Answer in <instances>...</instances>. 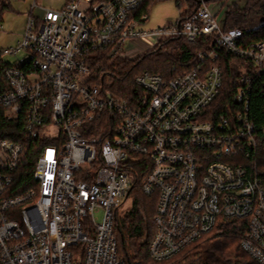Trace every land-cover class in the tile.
<instances>
[{
	"label": "built area",
	"instance_id": "built-area-1",
	"mask_svg": "<svg viewBox=\"0 0 264 264\" xmlns=\"http://www.w3.org/2000/svg\"><path fill=\"white\" fill-rule=\"evenodd\" d=\"M144 1L42 8L15 48H0V107L9 121L24 119L29 139L45 142L36 187L15 196L24 146L0 139V264H125L115 222L141 178L157 201L153 261L169 264L230 223L242 250L264 264V181L255 165L236 160L257 149L249 103L264 80V42L225 30L205 0L194 12L182 7L177 23L146 31L148 15L137 14ZM177 37L212 39L196 68L172 80L138 75L142 94L133 102L113 91L98 54L136 60ZM22 51L14 63L4 59ZM223 52L240 71L226 107Z\"/></svg>",
	"mask_w": 264,
	"mask_h": 264
},
{
	"label": "trees",
	"instance_id": "trees-1",
	"mask_svg": "<svg viewBox=\"0 0 264 264\" xmlns=\"http://www.w3.org/2000/svg\"><path fill=\"white\" fill-rule=\"evenodd\" d=\"M159 0H145L137 14H150V6ZM177 8L189 7L194 12L201 5V0H175ZM207 4L215 0H205ZM10 5L0 6V17ZM180 16V19H183ZM225 30L240 29L250 41L264 42V0H246L243 7H229L224 15ZM211 38H201L190 43L183 37L168 38L139 59L130 60L106 54H98L103 60L105 75L113 77L112 89L119 97L130 102L142 94L135 84V78L144 73L160 75L163 79L172 80L197 67V55L205 50ZM225 70V90L232 104L234 92L238 87V69L234 57L227 52L221 55ZM2 69L0 68V73ZM249 118L255 125L257 149L250 158L240 157L238 162L248 167L256 166L255 173L264 181V80L259 78L251 89ZM0 139L10 140L24 146L22 163L16 173L13 195H22L36 187L34 172L45 142L29 139L25 131L23 118L9 121L0 107ZM145 176V175H144ZM144 178L130 193L132 202L126 211L118 213L115 222V237L118 241V253L125 264H159L152 260L149 248L156 233L155 215L157 201L147 197L141 190ZM237 234V236L235 235ZM208 239V240H206ZM206 240V241H204ZM238 233L230 223H221L214 232L191 248L184 251L182 262L178 264H257L241 248Z\"/></svg>",
	"mask_w": 264,
	"mask_h": 264
},
{
	"label": "rangeland",
	"instance_id": "rangeland-1",
	"mask_svg": "<svg viewBox=\"0 0 264 264\" xmlns=\"http://www.w3.org/2000/svg\"><path fill=\"white\" fill-rule=\"evenodd\" d=\"M68 0H35L36 7H32V0H11V7L6 9L0 20L3 28L0 31V48H15L18 41L22 40L23 34L26 31L29 16H39L43 13V9L59 11L61 10ZM219 4V16L223 15L225 11L231 7H243L246 0H215ZM212 3L210 6H214ZM150 14L148 20L143 25L146 31L164 28L168 25L177 23L180 16V10L177 8L175 0H159L151 4ZM25 55L22 51L18 56H6L4 59L10 63H14L17 59L23 58ZM132 199L125 205V209L130 206ZM97 221L102 222L104 214L103 211L96 215ZM20 220V219H18ZM237 236V234H235ZM208 240V239H206ZM204 240V241H206ZM184 255V253H183ZM181 255L177 260L169 264H178L184 258Z\"/></svg>",
	"mask_w": 264,
	"mask_h": 264
},
{
	"label": "crops",
	"instance_id": "crops-1",
	"mask_svg": "<svg viewBox=\"0 0 264 264\" xmlns=\"http://www.w3.org/2000/svg\"><path fill=\"white\" fill-rule=\"evenodd\" d=\"M212 4V3H211ZM215 5L214 6H212L213 7V9L216 11V12H219V4H216V3H214ZM225 13H226V11L224 12V14L223 15H221V16H219V19H220V21H221V23L223 22V20H224V15H225Z\"/></svg>",
	"mask_w": 264,
	"mask_h": 264
}]
</instances>
